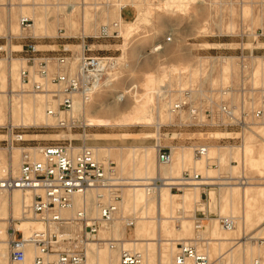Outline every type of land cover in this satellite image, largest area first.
Returning a JSON list of instances; mask_svg holds the SVG:
<instances>
[{
    "label": "rangeland",
    "instance_id": "rangeland-1",
    "mask_svg": "<svg viewBox=\"0 0 264 264\" xmlns=\"http://www.w3.org/2000/svg\"><path fill=\"white\" fill-rule=\"evenodd\" d=\"M65 2L75 5L69 15L64 9L56 7L57 4ZM83 2L80 4L82 0H0V46L6 49L0 51V124L10 120L13 125H18L26 139L24 142L14 143L12 150L8 151L3 141L5 132L0 130L3 161L7 163L6 157L11 159L13 156L15 164L20 158V148L24 145L67 143L70 139L73 146L81 144L83 137L79 135V130L69 133L52 126V118L45 116L44 113L46 106L41 102L43 97L26 95V92L41 93L20 91L16 79L12 82L9 76V68L12 62H15L18 69L25 65L23 58L30 44L36 45L35 55L39 56L44 53L68 54V51L79 53L83 41L91 47L94 54L119 58L114 68L109 70L115 71L110 80L112 84L110 93L104 97V89L96 91L90 103L84 108L83 116L89 125L85 130L84 142L94 147L99 157L110 159L116 164L126 181L120 208L123 215L134 218L133 225L129 227L117 215L114 219L116 229H113L119 231L116 232V236L102 229L99 238L114 236L130 240L133 238L137 221L146 220V224L159 225L157 218H160V221L164 220L160 227L161 238L183 237L185 241H195L199 251L207 252L210 264H251L256 258L264 262V134L259 132L258 136L254 132L264 124V105L262 120L241 133L235 128L224 130L208 125L202 127L177 125L179 120L176 115L173 113H170V116L166 115V111L170 112L167 100L169 97L172 100L178 97L179 87L192 89L203 83L211 84L212 87L228 85L237 87L241 80L237 58L240 53L246 56L245 61L250 68L244 73L248 76L252 74V77L249 76L243 83L247 89L246 93L254 99V107L261 105L260 96L264 94V37L256 38L253 33L264 26V0H179V2L83 0ZM20 15H26L30 19L31 27L28 31L21 30ZM116 17L122 22L120 31H124L125 25L134 18L139 26L136 25L128 36L120 33L118 37H94L100 25L117 21ZM25 35L31 38H22ZM168 35H171V40L165 41ZM155 44H161L162 49L152 50ZM9 50H12L11 55L6 54ZM160 64L161 66L175 64L186 68L182 73L163 78L159 85L162 91L159 89L158 93L155 91L151 96L154 104L162 102L167 104L165 113L160 116L161 124L157 126L160 127L161 143L176 146L172 161L167 165H158L156 162L153 147L157 128L152 123L153 120L149 121L150 124L122 126L95 124L101 121L109 122L129 110L144 92L142 86L144 75L149 72L158 75ZM10 88L25 95L8 101V95H4L3 92L9 91ZM229 97L230 95L226 94L224 99ZM232 97L238 101V94ZM105 103L115 105L117 110L104 114L102 107L106 106ZM22 108L26 111L20 113L18 110ZM13 109H17V112L14 113ZM182 121H186V118ZM167 132L176 133L172 135L175 139H170L169 134H165ZM129 134L135 137H129ZM194 144L206 145L207 155L195 159L191 149V145ZM244 145L250 148L246 160L239 152ZM131 147L137 148L134 154H130L128 150ZM145 148L148 156H152L146 169L140 164ZM181 151L188 152L184 155L183 162V166L188 165L186 169V166L175 164ZM194 160L198 163L196 164ZM212 163L216 165L213 166ZM172 165L171 173L166 175L168 177L178 178L185 169L191 174L198 172L203 177L212 179L213 184L206 190L201 189L200 194L191 184L179 190L162 186L159 195L146 194L144 190L140 192L142 189H139L140 191L136 189L135 194L138 191L140 198L139 195L135 199L132 198V188L142 187L143 181L156 176L155 166L167 169ZM228 176L233 178L224 180ZM242 176L247 182L243 186L239 183ZM204 190L207 192V199H204L201 193ZM196 210H201L207 216L203 221L204 227L198 231L194 228ZM16 212L13 211V214L17 215ZM11 215L10 212L8 217L11 218ZM221 216H231L234 227L222 229L218 221ZM26 220L41 222L30 212L26 214ZM182 222H186L189 229L182 228ZM37 224L32 226L33 230L44 227L42 222ZM178 226H181V229ZM53 228L52 226L51 229ZM120 230L124 231V236H120ZM199 233L203 234L204 240L198 239ZM0 236L2 237V233ZM242 236L251 239L244 240ZM158 237L159 234L151 229V232L143 234V238L149 239L147 245L141 244V248H135L138 251L140 249L143 264L172 263L177 250L176 244L182 240H174L171 245L172 252L168 251L167 244L166 252L162 256L155 242ZM224 237L225 241L216 242V239ZM101 241L98 239L91 243L97 244ZM0 251L2 254L5 253V244L0 245ZM106 254L110 259L116 260L115 251L106 250ZM32 258L33 249L28 246L23 263H12L6 256L4 259L1 258V264H31Z\"/></svg>",
    "mask_w": 264,
    "mask_h": 264
},
{
    "label": "built area",
    "instance_id": "built-area-1",
    "mask_svg": "<svg viewBox=\"0 0 264 264\" xmlns=\"http://www.w3.org/2000/svg\"><path fill=\"white\" fill-rule=\"evenodd\" d=\"M19 26L21 30L28 31L30 19L21 17ZM118 27V21L102 24L94 37H118ZM253 35L256 38L264 37V26ZM170 36H166L165 41H170ZM22 38L31 37L25 35ZM160 46L156 44L153 50H159ZM5 50L0 46V51ZM11 52L6 51V54L11 55ZM36 52L35 45H28L23 58L25 65L19 71L20 90L45 95L47 104H52L47 106L46 113L53 117V127L69 133L79 130V135L85 137L89 125L85 123L82 111L74 110L75 101L78 99L85 105L91 100L108 71L112 70L110 68L116 65V58L92 53L91 47L83 41L79 53L68 51V54L44 53L36 56ZM237 58L241 69V80L237 87H212L211 84L203 83L192 89L179 90L178 97L173 100L169 97V110L178 117V123L175 122L177 125H208L224 130L235 128L241 133L262 120L264 94L260 96L261 105L254 107L255 101L247 95L243 84L249 76L252 77V74L248 76L244 73L250 69L245 61L246 56L240 53ZM6 93L12 95V89ZM226 94L230 95L229 99H224ZM236 94L239 96L238 101L232 99ZM181 118H186V121ZM0 130L5 132L3 141L8 151L12 150L14 143L26 140L18 125L10 121L0 124ZM159 132L160 127L157 128ZM165 134L175 139L172 135L176 133ZM154 147L158 165H167L172 161L175 145L161 143L158 136ZM20 149L17 173L0 170V193L13 189L30 192L32 200L28 205H23L22 215L26 216L28 212L34 214L44 227L24 236L21 230L13 227V222L18 219L10 218L5 237L6 254L10 262L23 263L27 247L31 246L34 250L31 264H88L87 246L99 239V232L107 229L117 215L126 226L133 225L134 218L123 215L120 208L125 178L112 160L99 158L84 139L78 147L73 146L70 139L67 143L24 145ZM191 149L195 158L207 152V146L202 144L191 145ZM211 165L215 166L216 163ZM200 176L199 173L191 174L184 170L178 178L171 180L160 175L147 178L142 186L146 194L159 195L162 186L179 190ZM209 185L212 184L203 186ZM75 195H79L78 203L75 202ZM203 195L204 199L208 198L206 193ZM65 209H72V214L62 215L61 211ZM196 212L194 228L198 231L204 227L203 221L207 216L201 210ZM218 221L225 229L234 227L232 217L221 216ZM243 239L251 238L243 236ZM1 241L0 236V244ZM119 241L110 240L111 245ZM176 249L171 264H210L208 254L199 251L195 242H177ZM118 264H143L142 255L133 248L122 246L118 248ZM251 264L264 262L256 258Z\"/></svg>",
    "mask_w": 264,
    "mask_h": 264
},
{
    "label": "bare ground",
    "instance_id": "bare-ground-1",
    "mask_svg": "<svg viewBox=\"0 0 264 264\" xmlns=\"http://www.w3.org/2000/svg\"><path fill=\"white\" fill-rule=\"evenodd\" d=\"M176 2H179V0L177 1L176 0ZM176 2L175 3H173V4H176ZM77 3V2H76ZM79 3V2H78ZM84 2H83V0H82V3H80V4H83ZM165 3H167V2H165ZM79 4V5H80ZM178 4V3H177ZM78 5V4H77ZM166 5H168V4H166ZM56 7L57 8H62V9H64L65 10V13L67 14V15H69V14H71L72 12H73V10H74V8H75V5H74V3H64V4H57L56 5ZM146 14V13H145ZM120 15V14H119ZM21 17H27L26 15H20L19 16V20H20V18ZM146 17V16H145ZM31 18V17H30ZM32 19V18H31ZM116 20L119 22V27H118V33L120 34V33H122L123 35H125V36H128L129 34H131L130 32H131V30L132 29H135L136 28V25H138V24H136L135 22V18L132 20V21H130V22H128L126 25H125V29H124V31H120V25L122 24V22L120 21V19H118L117 17H116ZM136 20H138V18H136ZM72 24V23H71ZM32 26H33V24H32ZM139 26V25H138ZM121 34V35H122ZM124 36V37H125ZM126 39H127V37H126ZM126 43L124 42V44L123 45H125ZM156 45V44H155ZM155 45H153V47L155 46ZM205 45V44H204ZM219 45V44H218ZM90 47V46H89ZM153 47H152V50H153ZM35 48H36V45H35ZM81 48H82V45H81ZM124 47H122V49H123ZM37 49V48H36ZM160 49H162V46H160ZM159 49V50H160ZM158 51V50H157ZM121 58V57H120ZM117 60H119V58H116V61ZM178 64V63H177ZM169 65V64H168ZM261 66H262V64H261ZM188 67V66H187ZM110 69H113V68H110ZM186 68H185V66H177V65H175V64H172V65H170V66H161V64L159 65V74L158 75H156V73L155 74H153V73H151V72H149V73H147V74H145L144 76H145V78H144V82H143V84H142V86L144 87V92L140 95V97H139V99L136 101V102H134V104L129 108V110H127L126 112H123L120 116H118V117H115V118H113V119H111L109 122H106V121H101V122H96L95 124H97V125H109V126H122V125H133V124H137V123H144V124H147V123H149V121H151V120H153V122L152 123H154L155 124V126H156V128H157V126H159L160 124H161V119H160V116L161 115H163V113H165V111H166V108H165V105H167V104H165V103H157V104H154L153 103V101H152V99H151V96L153 95V93H155V91L158 93L159 92V89L162 91V88L161 87H159V85L163 82L162 81V79L164 78L165 79V77L167 78V76H170V75H174V74H179V73H182V72H184V71H186L185 70ZM19 71H20V69H18V66L15 64V62H12L11 63V66H10V68H9V76H10V78L12 79V82H13V80L14 79H16L15 80V82L17 83L18 82V86L17 87H20V89L22 88V85H21V83H20V77H19ZM115 72V71H114ZM113 71H108V76H107V79L106 80H104L102 83H101V85L99 86V88H98V90L100 91V90H103L104 89V97H107V95L110 93V87H111V78L113 77V73H114ZM0 77H1V73H0ZM162 81V82H161ZM158 86V87H157ZM157 87V88H156ZM156 88V89H155ZM10 89H12V88H10ZM97 90V91H98ZM178 91L179 90H181V87H179L178 89H177ZM20 91H23V90H20ZM20 91H15L14 89H12V92H13V94L11 95V96H9L7 93H6V90L3 92L4 93V95H8V98H7V100L8 101H11L12 99H14L15 97H19L20 95H25V94H20V93H18V92H20ZM15 92V93H14ZM26 95H28V96H33V97H35V96H37V95H41L42 97H43V100L41 101L42 103L44 102L45 103V110H44V113H45V116H47V117H50V118H52V120H53V117H51V116H49V115H47V113H46V108H47V106H50V105H52V104H50V103H48L47 104V102L45 101V95H42V94H29V93H27L26 92ZM178 95H179V93H178ZM116 98H118V96H115ZM120 97V96H119ZM169 100H170V98H168ZM169 100H167V102L169 101ZM88 103H90V102H88ZM87 103V104H88ZM104 103V102H103ZM50 104V105H49ZM87 104H82V103H80L79 101H78V99L75 101V106H74V110L75 111H82V114H84L83 113V111H84V108H85V106L87 105ZM105 105L106 106H104V107H102V112L104 113V114H109V113H114L116 110H117V108H116V106L115 105H111V104H109V103H105ZM32 109H34V108H32ZM14 110V113L15 112H17V109H13ZM20 113L21 112H25L26 110H25V108L23 109H20V110H18ZM118 113V112H117ZM166 115L167 116H170V112H168V111H166ZM83 118H84V121H85V123L88 125V123H87V121L85 120V117L83 116ZM10 121V120H9ZM8 122V121H7ZM11 122V121H10ZM53 122H54V120H53ZM151 123V124H152ZM150 124V123H149ZM254 132H256L257 133V135L258 136H260L259 134H264V124L261 126V128H259L258 130H255ZM259 132H261V133H259ZM259 133V134H258ZM126 135V134H125ZM130 135V134H129ZM132 135V134H131ZM129 136V137H135V136ZM133 135H136V134H133ZM140 135V134H139ZM144 135V134H143ZM145 135H147V134H145ZM155 135V134H154ZM123 136H124V134H123ZM122 136V137H123ZM142 136V135H141ZM158 136H160V132L159 133H157V131H156V138L158 137ZM125 137V136H124ZM137 137H138V135H137ZM126 138H127V136H126ZM83 139H84V137H83ZM75 147H78V146H75ZM93 149H94V151H95V153H96V155L98 156V153L96 152V149L94 148V147H92ZM99 147H97V149H98ZM19 149V148H18ZM101 149H103V148H101ZM106 149V148H105ZM137 148H135V147H131V148H128V150H129V152H130V154H134V152H135V150H136ZM153 149L154 150H156L155 149V147H153ZM249 146L248 145H244L241 149H240V154L242 155V157L246 160V158H247V153H248V151H249ZM99 150V149H98ZM22 150L20 149V152H21ZM2 152H3V150H1L0 151V170L2 171V172H9L10 170H11V173H13V174H16L17 173V171H18V167H19V164H20V158L19 159H17V161H16V163L15 164H13V156H11V159H9L8 157H6V159H7V163L6 162H4L3 161V154H2ZM149 152V151H148ZM237 152V151H236ZM143 158L141 159V161H140V164H142V166H143V168H145L146 169V167H148V164L150 163V160L152 159V156H148V154H147V149L145 148L144 150H143ZM21 154V153H20ZM186 154H188V152H185V151H181V152H179V154H178V156H177V158H176V161H175V164H177L178 166H181V167H185V169L188 167V165H184L183 166V162H184V155H186ZM207 155V152L205 153V155H203L202 156V158L204 157V156H206ZM37 156V155H36ZM99 157V156H98ZM153 157H154V153H153ZM99 158H102V157H99ZM104 158H107V156H104ZM195 158V157H194ZM197 159L199 158V157H196ZM195 158V159H196ZM201 158V159H202ZM190 159V158H189ZM10 160V161H9ZM191 160V159H190ZM203 160V159H202ZM194 162H195V160H194ZM5 163V164H4ZM196 164L198 163V162H195ZM174 164V165H175ZM195 165V164H194ZM197 166V165H196ZM193 168H195V167H193ZM173 169V165L172 166H170L169 168H167V169H165V168H160L159 166L157 167V166H155V170H156V175H160L161 176V174H162V176L161 177H164V178H166V179H168V180H171V179H173V177H168V176H166V175H168L169 173H171L170 171ZM184 169V170H185ZM197 169V168H196ZM196 173H198V172H196ZM195 174V173H194ZM227 179H224V180H229V178L231 179V178H233V177H226ZM138 179H140V178H138ZM223 180V179H222ZM168 183H170V182H167L166 184H168ZM239 183L240 184H242L241 186H243V185H245L247 182H246V178L244 177V176H242L240 179H239ZM145 184V182L143 183L142 182V185H144ZM191 186H192V188L193 189H195V190H197V192H198V194H200V190L201 189H207V187L208 186H203V185H205V184H213V180L211 179V180H209L207 177H203L202 175L199 177V178H197V179H195V180H193L191 183ZM203 186V187H202ZM165 187H167V186H165ZM138 190V191H140L141 189V191L140 192H142L143 190L145 191V187L144 186H142V187H136V188H132V198L133 199H135L136 198V196H138L139 195V193H138V191H137V195L135 194V190ZM140 189V190H139ZM205 190L204 191H202L201 193L203 194V193H205ZM142 194V193H141ZM171 195H174V194H171ZM206 195H207V192H206ZM139 198H140V195L138 196ZM199 197V196H198ZM79 195H75V202L76 203H78L79 202ZM195 199H197V198H195ZM31 200H32V194L30 193V192H28V191H21V190H18V189H13L12 191H2L1 193H0V230H1V233H2V237H1V239H2V241H1V244H5V253H1V251H0V253H1V258H6V256H7V254H6V241H5V237H6V235L8 234V231H7V223H8V221L10 220V218L8 217L9 215H10V212H11V216L14 218V219H18V220H16V221H14L13 223H14V225H13V227L14 228H16V229H19V230H21L22 231V233H23V235H26V234H29L31 231H33V227L32 226H34L36 223H38L37 225H39V223H41V222H35V221H28V220H26V216H23L22 215V211H23V205H27L28 203H30L31 202ZM137 201V200H136ZM184 201H182V203H183ZM8 210H9V214L7 215V212H8ZM13 211H17L16 213H17V215H14L13 214ZM19 212V213H18ZM72 212H73V210L72 209H65V210H62L61 211V214L62 215H71L72 214ZM231 217V216H230ZM32 219V218H31ZM26 220V221H25ZM157 220L159 221V225H156V224H146V220L144 221V220H141V221H137L136 223H135V226H134V232H133V238L132 239H130V240H125V239H123V238H117V237H109V238H104V237H101V238H99L100 239V241L101 240H103V241H101V242H98L97 244H93V243H90L88 246H87V260H88V264H118V248H121L122 246L123 247H129V246H131V247H129V248H133V249H135V248H141V244L143 245V244H145V246L147 245V242L149 241V239H145V238H143V234H145V233H147V232H151V229H153V230H155V232H156V234H159V237L158 238H156L155 239V242L157 243V246L159 247V254L160 255H162L163 256V254L166 252V250H165V248H166V245L167 244H169V246H168V251L170 252H172V250H171V245H173V243H174V240H182L181 242H189V241H185V239L183 238V237H178V238H168V239H166V238H161V234H160V230H161V223H163L164 222V220H162V221H160V218H157ZM20 224V226H21V228H19L18 226H19V224ZM33 223H35L34 225H33ZM149 223V222H148ZM153 223V222H152ZM115 222L114 221H112L111 222V225L106 229V230H103V231H110L111 232V234L112 235H115L116 236V232H119V231H115V230H113V229H116L115 228ZM181 225V224H180ZM176 227V226H175ZM180 229H181V226H178ZM220 227L222 228V229H224V230H228V229H225V228H223L221 225H220ZM42 228V226L41 227H39V229H37V230H40ZM164 228H165V226H164ZM178 228V229H179ZM182 228H184L185 230H187V229H189V225L186 223V222H182ZM113 231V232H112ZM115 231V232H114ZM121 231V230H120ZM120 236H124V231H121V235ZM126 237V236H125ZM246 237V236H245ZM242 238H243V236H242ZM248 238V237H247ZM114 239H117V240H119L120 239V241L119 242H114L113 243V245H111V242H110V240H114ZM198 239H201V240H204L205 238L203 237V234H201V233H199V237H198ZM226 240V238L224 237V238H222V239H216V242L217 243H221V241H225ZM244 240H246V239H244ZM195 242V241H194ZM207 243V242H206ZM0 244V245H1ZM96 246V247H95ZM142 247H144V246H142ZM100 248H102V249H100ZM104 248V249H103ZM33 249V248H32ZM106 250H108V251H115V253H116V255H117V257H116V260H113V259H110V257L106 254ZM136 250V249H135ZM138 251V250H137ZM139 251H140V249H139ZM168 252V253H169ZM206 252V251H205ZM207 253V252H206ZM33 254H34V250H33ZM26 257V256H25ZM189 261V259L187 260V262ZM186 262V263H187ZM210 263H211V261H210ZM0 264H1V262H0Z\"/></svg>",
    "mask_w": 264,
    "mask_h": 264
}]
</instances>
